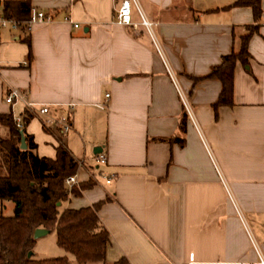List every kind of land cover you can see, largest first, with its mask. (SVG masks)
<instances>
[{"label":"crops","instance_id":"obj_1","mask_svg":"<svg viewBox=\"0 0 264 264\" xmlns=\"http://www.w3.org/2000/svg\"><path fill=\"white\" fill-rule=\"evenodd\" d=\"M118 1L29 0L51 21L0 31V115H24L23 101L4 102L9 88L35 109L70 110L62 141L81 163L73 186L93 184L59 208L103 201L106 262L259 264L251 242L264 243V0L257 20L250 7L229 6L235 0H136L158 50L133 7L131 25L114 22ZM248 26L256 28L247 64H234L232 104L214 109L221 84L205 76L237 51ZM41 117L34 110L23 130L38 156L54 158L57 137ZM98 153L105 163L96 166ZM0 209L12 214L7 201Z\"/></svg>","mask_w":264,"mask_h":264},{"label":"trees","instance_id":"obj_2","mask_svg":"<svg viewBox=\"0 0 264 264\" xmlns=\"http://www.w3.org/2000/svg\"><path fill=\"white\" fill-rule=\"evenodd\" d=\"M260 0H235L229 6H248L255 20L260 13ZM225 6L223 8H228ZM31 8L29 0H4L1 13L15 19H25ZM255 26H248L240 37L237 51L232 52L205 77L216 78L221 90L212 107L232 104V73L236 61L247 64V40ZM198 79V78H197ZM196 79V80H197ZM31 117L25 111L22 125ZM185 113L178 123L184 130ZM0 125L6 135L0 138V203L10 201L12 214L4 215L0 209V264H71L67 256L32 258L35 243L33 231L44 228L55 233V243L73 256L78 264H129L125 257L106 262L104 259L108 232L100 223L97 211L103 201L80 208L60 209V203L92 186L88 180L67 189L63 179L76 172L78 162L57 139L54 158L40 157L34 152L35 144L25 134L23 126L17 128L10 113L0 115ZM22 131L25 148L20 149ZM167 141L183 140L177 137Z\"/></svg>","mask_w":264,"mask_h":264},{"label":"built area","instance_id":"obj_3","mask_svg":"<svg viewBox=\"0 0 264 264\" xmlns=\"http://www.w3.org/2000/svg\"><path fill=\"white\" fill-rule=\"evenodd\" d=\"M134 8L137 12L140 24L146 29L149 36L152 39V42L156 49L158 50L155 41L151 34V22L147 21L144 16L139 11L136 0H119L117 4L114 7V13H113V20L118 25H131V8ZM65 21H69L68 17H64ZM51 21V16L44 13L43 11H40L38 9H35L33 7L30 8L29 14L27 18L25 19H15L12 17H8L3 15L0 12V31L2 30H20L23 32H29L32 25L37 23H43V22H49ZM73 27H77L76 23L72 24ZM168 76L170 77L172 83L174 84V87L177 91L178 97L182 103V107L184 108L186 115L188 118L191 119L188 104L186 102V99L184 95L182 94L181 90L179 89L174 75L167 69ZM108 94H105V97H107ZM26 92L25 91H19L15 88H9L5 94H4V102L8 104H12L13 102L17 100H21L24 102L25 111H27L30 115L34 113V110H37V113L40 114L42 117L40 118V123L42 127L45 130H48L52 134H54L55 137L61 138L69 131L70 129V116L71 112L68 109L65 114H50L49 113V106L46 104L37 105V108L35 109V104L32 102L25 101ZM13 121L17 128L22 127V121L21 117L14 116L12 117ZM93 161L96 166L102 165L105 163V157L103 154L98 153L94 156ZM81 163H78L80 165ZM106 183H108L111 179L110 176H103ZM76 183V174H71L63 179V185L67 189H70L73 185ZM252 248L257 256V260L259 264H264V257H263V251H264V243L261 245H257L254 242H251ZM247 264V263H244Z\"/></svg>","mask_w":264,"mask_h":264},{"label":"rangeland","instance_id":"obj_4","mask_svg":"<svg viewBox=\"0 0 264 264\" xmlns=\"http://www.w3.org/2000/svg\"><path fill=\"white\" fill-rule=\"evenodd\" d=\"M85 162L88 164H92L91 159H87ZM7 203H9V205L13 207L12 202L7 201ZM62 255L67 256L71 264H78L74 261L72 255L66 253L63 249H61L56 245L55 233L53 230L35 239V243L32 249V258L41 259V258H50V257H56Z\"/></svg>","mask_w":264,"mask_h":264},{"label":"water","instance_id":"obj_5","mask_svg":"<svg viewBox=\"0 0 264 264\" xmlns=\"http://www.w3.org/2000/svg\"><path fill=\"white\" fill-rule=\"evenodd\" d=\"M19 133H20V145H19V148L20 149H23V148H25L23 134H22V131L21 130L19 131ZM92 151H93V153H97V152H100L101 151V148L100 147H97V150L96 149H93ZM47 232H48V230H46L44 228H36L33 231V238L36 239V238H38V237L46 234Z\"/></svg>","mask_w":264,"mask_h":264}]
</instances>
